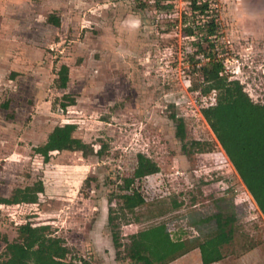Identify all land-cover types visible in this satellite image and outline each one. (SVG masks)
<instances>
[{"label":"rangeland","instance_id":"1","mask_svg":"<svg viewBox=\"0 0 264 264\" xmlns=\"http://www.w3.org/2000/svg\"><path fill=\"white\" fill-rule=\"evenodd\" d=\"M209 1L222 73L264 103V0ZM189 4L0 0V264L26 222L83 264H145L138 233L160 223L188 247L222 226L228 264L264 248V216L201 113L215 92L191 89L200 76L190 60L197 36L184 30ZM64 123L90 153L34 149ZM138 153L158 171L125 188ZM25 188L34 202L7 201ZM134 189L143 203L131 210L122 195ZM189 251L199 261V248Z\"/></svg>","mask_w":264,"mask_h":264},{"label":"trees","instance_id":"2","mask_svg":"<svg viewBox=\"0 0 264 264\" xmlns=\"http://www.w3.org/2000/svg\"><path fill=\"white\" fill-rule=\"evenodd\" d=\"M140 6L144 7L145 3ZM189 6L192 21L184 30L186 35L197 36L193 42L196 50L190 54V60L193 62L192 71L200 76V81H194L191 89H198L203 95L215 92L214 103L202 107L201 113L264 216V103L254 102L237 79H228L222 73L223 64L216 57V45L212 38L216 35L218 23L215 21L211 2L190 0ZM197 54L207 61L200 63V58L195 57ZM66 70L67 67L63 65L60 71V78L63 80L66 79ZM73 103L74 99L70 98L67 102H62L60 107L65 110L67 105ZM181 125L178 124L179 127ZM73 130V123L57 125L49 133L47 140L34 149L41 153L63 149L90 153V148L72 135ZM157 171L156 163L143 153H138L132 175L124 178V187L128 188L135 180ZM35 188L41 191L42 183H38ZM35 192L28 188L15 189L7 201L34 202L37 198ZM122 196L125 198L124 206L131 210L143 203V198L136 189ZM138 237L141 246L152 258L136 256V259H143L145 264H151V260L157 264H166L194 247L199 248L202 263L208 264L222 257L220 245L228 239V233L221 226L204 240L188 247L184 241L171 238L165 225L160 223L139 231ZM7 247L9 255L3 264H83L75 258L66 259L68 247L58 237L47 235L44 227H34L28 222L19 227V237L8 242Z\"/></svg>","mask_w":264,"mask_h":264},{"label":"crops","instance_id":"3","mask_svg":"<svg viewBox=\"0 0 264 264\" xmlns=\"http://www.w3.org/2000/svg\"><path fill=\"white\" fill-rule=\"evenodd\" d=\"M258 249L259 250L257 254L253 252V249L249 248L247 252L242 254L243 256L235 255V257L233 258L234 260L233 263L234 264H245L244 261L246 260L248 264H264V262H261V263L259 262L260 259H262L264 255V248L263 249L258 248ZM199 255H200V251H199ZM223 256L224 254L222 253V257L219 260L208 263V264H228V262L226 261V258H224ZM242 258H246V259H242ZM239 260H241L240 263H238ZM242 260H244L243 263H242ZM199 261H197V257L195 253H193L192 251H189L171 260L169 264H177V263L180 264L181 262H182L181 264H203L201 261V256H199Z\"/></svg>","mask_w":264,"mask_h":264},{"label":"clouds","instance_id":"4","mask_svg":"<svg viewBox=\"0 0 264 264\" xmlns=\"http://www.w3.org/2000/svg\"><path fill=\"white\" fill-rule=\"evenodd\" d=\"M139 22H140V21H139V19H137V21H136V24L138 25V24H139Z\"/></svg>","mask_w":264,"mask_h":264}]
</instances>
